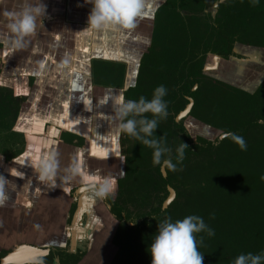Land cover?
<instances>
[{"label": "trees", "instance_id": "16d2710c", "mask_svg": "<svg viewBox=\"0 0 264 264\" xmlns=\"http://www.w3.org/2000/svg\"><path fill=\"white\" fill-rule=\"evenodd\" d=\"M215 1L161 0L154 12L148 44L122 95L151 100L156 87H166L168 116L159 120L151 138H166L163 146L170 151L162 161L170 159L177 170L165 167L163 177L161 164L153 163L154 149L121 134L124 169L117 178V195L108 198L119 224L108 264H151L159 223L189 215L203 218L215 233L196 234L198 241L202 238L203 264H234L240 254L264 255V79L248 91L203 72L208 53L241 57L233 50L235 43L264 49V0H222L212 13L208 8ZM91 71L95 84L122 87L127 69L123 62L93 59ZM14 86L10 79L0 85V157L5 160L18 156L24 142L14 126L21 102ZM187 96L193 104L186 117L206 127L195 134L188 120L175 121ZM210 128L226 135L213 139ZM228 133L242 136L247 149L242 151ZM182 143L188 147L177 163ZM166 185L175 197L162 208Z\"/></svg>", "mask_w": 264, "mask_h": 264}, {"label": "crops", "instance_id": "0c3cea01", "mask_svg": "<svg viewBox=\"0 0 264 264\" xmlns=\"http://www.w3.org/2000/svg\"><path fill=\"white\" fill-rule=\"evenodd\" d=\"M160 1L149 0L147 15L140 18L134 30L84 31L89 27L92 3L43 0L46 14L38 20L37 34L29 38L31 42L26 49L14 50L13 34L3 13L19 10L23 0H0L3 70L24 82L33 78L30 87L22 90L25 98L16 122V129L24 133L22 152L6 162L0 157V176L9 181L5 185L8 199L0 206V249L19 243L39 247L63 245L67 240L72 246L87 242L89 247L85 226L97 225L92 222L98 216L114 232L118 221L83 178L77 176L61 182L60 177L65 175L64 169L70 166L73 157L79 158L85 175L114 179L122 172L121 134L117 122L108 117L114 115V100L122 95L124 85L133 82ZM93 59L123 62L127 69L123 86L95 84ZM61 132L77 138L60 139ZM53 151L59 153L60 161L54 187L40 182L31 164L37 157ZM73 203L75 208L71 212ZM27 249L30 253L24 256L34 255L30 247Z\"/></svg>", "mask_w": 264, "mask_h": 264}, {"label": "clouds", "instance_id": "9594fccd", "mask_svg": "<svg viewBox=\"0 0 264 264\" xmlns=\"http://www.w3.org/2000/svg\"><path fill=\"white\" fill-rule=\"evenodd\" d=\"M86 2L92 3L94 7L88 18L89 27L84 31L109 28L134 30L140 18L145 16L146 7L149 6V0H86ZM253 3H258V0H253ZM45 14L46 5L43 0H38L37 3L23 0L19 10L4 11L3 15L8 18L7 28L13 34L12 47L14 50H24L29 46L31 42L29 38L37 34L38 20L41 17L44 18ZM64 63H67V60ZM166 95L167 89L164 85L155 88L151 100L141 96L137 102L120 95L114 100V115L108 118L117 122L118 134L134 137L154 149V164H162L169 170L176 171L177 164L170 159L162 161V156L170 151L169 148L163 146L166 138H151L158 128L159 120L166 119L168 116V105L164 100ZM148 113H151L153 118L149 119L145 115ZM227 135L240 146L242 151L247 149V143L242 136L235 133ZM187 147V144L182 143L177 149V163H182L185 159V148ZM31 164L38 173L40 182L56 186L60 170L58 152L46 153L42 157H37ZM64 173L65 175L60 177L61 182L79 176L83 178L96 197L105 199L115 196L116 181L110 176L85 175L78 157H73L72 163L64 169ZM7 183L9 181L0 176V206H4L8 199L5 194ZM132 223L135 224V222ZM204 231L209 236L215 234L203 218L197 215H189L175 222L168 217L159 223L158 234L151 244V264H203V254L199 251L202 238L198 241L196 234ZM262 261H264V255L247 253L240 254L234 264H261Z\"/></svg>", "mask_w": 264, "mask_h": 264}, {"label": "rangeland", "instance_id": "374dc122", "mask_svg": "<svg viewBox=\"0 0 264 264\" xmlns=\"http://www.w3.org/2000/svg\"><path fill=\"white\" fill-rule=\"evenodd\" d=\"M214 8L215 6L212 4L211 6H209L208 10H212L213 13ZM233 50L241 57L230 56L227 59L221 57L214 59L212 57V53H208L205 57L204 65L209 66L210 68L204 69L203 72L206 75L222 80L231 85L238 86L244 90L252 91V89L255 88L254 86L257 84L258 80L261 79L264 75V49L243 46L239 43H235ZM181 119L182 121L187 122L189 118L185 116ZM189 123L191 124V126H189V130L194 134L196 131H198V127L204 126L200 125L194 120H190ZM15 127L17 128L16 125ZM209 130L210 131L208 132L212 133L210 134L213 139L219 135L217 134L219 132H215L216 130H213L212 128H210ZM117 193L118 192L116 191L115 196L117 195ZM114 197L112 196V198ZM95 222L98 229L100 230L99 232L102 233V231H106L108 234V239H111V236L113 234V232L111 233L112 229H108L107 225L103 224L99 216L98 220H94L92 223ZM86 254L91 253L88 252Z\"/></svg>", "mask_w": 264, "mask_h": 264}, {"label": "flooded vegetation", "instance_id": "af4514ba", "mask_svg": "<svg viewBox=\"0 0 264 264\" xmlns=\"http://www.w3.org/2000/svg\"><path fill=\"white\" fill-rule=\"evenodd\" d=\"M3 66H4V60L0 58V85L2 84V82H4L5 79H10V82L14 83L15 86H14L13 90H14V92L16 91V95L21 99L20 109L18 112V116H19V113H20V110L22 107V103H23L24 98H25L23 96L22 90L30 87L33 78L28 77V79L24 82V80L21 77H18L17 75L7 74L6 72H4ZM17 119H18V117H17ZM17 119L14 123V126L16 125ZM18 131H21V130H18ZM60 135H61L60 139L62 137L66 141H74V139L77 138L75 135L68 134L65 132H61ZM70 135H73V136H70ZM23 136H24V133H23ZM123 149H124V146L120 143L121 155H125L124 153H122ZM3 161L6 162L9 160H5L3 158ZM108 198L103 199L102 202L105 205H109V211H110L111 203L109 202ZM71 207H72V209H71V212H72L75 208V203H73ZM116 220L118 221V223H117V226H118L119 220L117 218H116ZM115 230H116V228L114 229V232L111 236V239H108V234L106 231H102V237L97 236V237H95V239H92V241H89V243H90L89 247H88L87 242L83 243L82 245L77 243L76 245L72 246L70 244L69 240H67L63 245H59V244L52 245L51 244L50 246H46V247H39V246L31 245L33 248H37V249L42 250L41 252L36 254V258H37L36 261L21 262V263H6V264H76V262H79L80 260L82 261L81 264H84L86 262V255H87L86 253H88L92 248L91 244H93V246L95 247L94 253L96 254L93 257L94 260L91 263L92 264H100L102 256L109 251V249H108L109 244L108 243L113 241V236H114ZM19 245H22V243H19V244L15 245L14 247L9 248V249H0V260L7 253L13 251ZM105 245L107 248L105 247ZM0 264H1V262H0Z\"/></svg>", "mask_w": 264, "mask_h": 264}, {"label": "water", "instance_id": "95a60500", "mask_svg": "<svg viewBox=\"0 0 264 264\" xmlns=\"http://www.w3.org/2000/svg\"><path fill=\"white\" fill-rule=\"evenodd\" d=\"M219 1H222V0H219ZM219 1H215L213 3V5L215 6V8H216V6H217V4H218ZM215 8H214L213 13L215 12ZM212 55H213V57H219L216 54H212ZM209 68H210L209 66H205V65L203 66V70L204 69H209ZM263 79H264V75H263V77L261 79L258 80V82H257V84L255 86H257ZM128 85H130V84H128ZM126 87H127V85L125 84L124 87H123V89H125ZM195 87H196V84L193 86V89ZM187 99H188V103L185 105V107L182 110H180L176 114L175 121H179L181 118L185 117L188 114V112H189V110H190V108H191V106L193 104V99L191 97H189V96H187ZM225 135H226L225 133H221V134H219L218 137L219 138H222ZM123 167L124 166H122V169H121L122 172L120 174H118V176H116L114 178V180L116 181V184H117V178L122 176L123 169H124ZM160 172H161V174H162L163 177L166 176V170H165V167L162 166V164L160 165ZM166 189L168 191V194H167L166 198L164 199V201L162 202V208H166L168 206V204L175 197V190L170 185H166ZM107 206L109 207V205H107ZM96 227H97V225H94L92 228H88V226H85L86 230L88 229L87 230L88 234L86 235L87 241H92V239H95V237H97V236H101L102 237V233L99 232L100 230L98 229V227L97 228ZM70 228H72V226ZM67 229H68V227H67ZM66 232H67V230H66ZM108 244H109L108 245L109 251L102 256L100 264H108L109 260L111 259L112 255L114 254V251H115L116 247L115 246H112L111 245V242H109ZM91 246H92V248L89 251L91 254H87L86 255V261L87 260L88 261L85 264H92L91 262L94 260L93 257L96 255L94 253L95 252V247L93 246V244H91ZM28 247H30L32 249V251H34L35 254L34 253H31V254H34L35 256L34 255H32V256H27V255L24 256L27 253H24L23 249H25V248L27 249ZM105 247H106V245H105ZM18 251H19V253H21V255H19V257H16V258L15 257H12ZM41 251L42 250L37 249V248L34 249L32 246L19 245L13 251L7 253L4 257H2L1 260H0V262H1V264H6V263H21V262H32V261H36L37 260L36 254L39 253V252H41ZM28 253H30V252H28Z\"/></svg>", "mask_w": 264, "mask_h": 264}, {"label": "bare ground", "instance_id": "6f19581e", "mask_svg": "<svg viewBox=\"0 0 264 264\" xmlns=\"http://www.w3.org/2000/svg\"><path fill=\"white\" fill-rule=\"evenodd\" d=\"M23 251H24V253H26V252H28V249H23ZM19 255H21V253H19V251L18 252H16L12 257H19Z\"/></svg>", "mask_w": 264, "mask_h": 264}, {"label": "snow or ice", "instance_id": "6c2138e0", "mask_svg": "<svg viewBox=\"0 0 264 264\" xmlns=\"http://www.w3.org/2000/svg\"><path fill=\"white\" fill-rule=\"evenodd\" d=\"M145 15H147V13H145ZM102 155V154H101ZM87 178V177H86Z\"/></svg>", "mask_w": 264, "mask_h": 264}]
</instances>
